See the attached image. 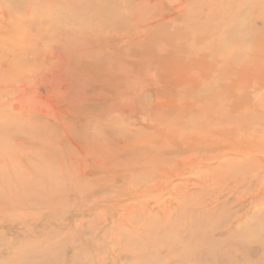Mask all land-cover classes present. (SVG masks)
Returning a JSON list of instances; mask_svg holds the SVG:
<instances>
[{
	"label": "rangeland",
	"instance_id": "1",
	"mask_svg": "<svg viewBox=\"0 0 264 264\" xmlns=\"http://www.w3.org/2000/svg\"><path fill=\"white\" fill-rule=\"evenodd\" d=\"M256 141L264 0H0V264H264Z\"/></svg>",
	"mask_w": 264,
	"mask_h": 264
},
{
	"label": "bare ground",
	"instance_id": "2",
	"mask_svg": "<svg viewBox=\"0 0 264 264\" xmlns=\"http://www.w3.org/2000/svg\"><path fill=\"white\" fill-rule=\"evenodd\" d=\"M219 110V109H218ZM220 111V110H219ZM213 112V111H212ZM218 113V112H217ZM211 115V114H210ZM231 118V117H230ZM204 119H206V118H203V120ZM209 119V118H208ZM205 121V120H204ZM204 121H202V122H204ZM209 121H210V119H209ZM220 122V121H219ZM208 123H210V122H208ZM217 124V123H216ZM219 124V123H218ZM202 126V125H201ZM205 126H210V124H208V125H205ZM195 128H198V127H196L195 126ZM200 128V127H199ZM246 129V128H245ZM244 129V130H245ZM243 130V136L242 137H240V139L241 140H248L247 138H249L248 136H247V132H245ZM216 131L217 132H219V133H221V134H224L225 135V137H227L228 139V141L227 140H225V142H223L224 143V146H222V147H220V148H227L228 150H230V151H233V148L234 147H237L238 145H240V144H244V143H242L241 141L240 142H236V138H233L234 137V133H232L229 129L228 130H221L220 128L219 129H216ZM224 131V132H223ZM226 131H228V132H226ZM211 133H213V132H211ZM240 134V133H239ZM201 137V136H200ZM215 136H213V138H214ZM202 138V137H201ZM215 138H217V137H215ZM214 138V139H215ZM207 139V138H206ZM205 139V140H206ZM208 139H210V138H208ZM214 139H213V144H214ZM191 140V139H190ZM216 140V139H215ZM191 142V141H190ZM259 141H256L255 142V144H253V146H254V148H253V152L255 153V154H257V155H259V156H264V141L263 142H259ZM231 144V145H230ZM213 146H210V148H209V150L212 148ZM252 147V146H251ZM206 148V147H205ZM198 149V148H197ZM207 149H208V147H207ZM207 151V150H206ZM203 155V154H202ZM209 156H208V153H206L205 154V156H204V159H209L208 158ZM250 159V158H249ZM251 159H253L252 157H251ZM255 159H258V158H255ZM243 160V159H242ZM236 161V158H235V156H231V157H227L226 159H225V164L226 163H232V162H235ZM239 161V160H238ZM246 161V160H245ZM248 161V160H247ZM224 163H222L221 162V164L219 165V168H220V170H221V165H223ZM246 164V163H245ZM245 164H242V165H237L236 166V164L234 165V166H231L232 167V169H227L226 168V170H227V172H228V174H231L232 172H241L243 169H245L244 168V165ZM224 168V167H223ZM235 168H236V170H235ZM222 171V170H221ZM221 174H223V173H221Z\"/></svg>",
	"mask_w": 264,
	"mask_h": 264
}]
</instances>
